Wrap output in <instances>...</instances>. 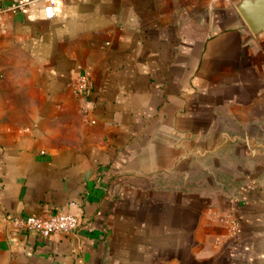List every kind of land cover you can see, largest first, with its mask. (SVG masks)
<instances>
[{
    "label": "crops",
    "instance_id": "0c3cea01",
    "mask_svg": "<svg viewBox=\"0 0 264 264\" xmlns=\"http://www.w3.org/2000/svg\"><path fill=\"white\" fill-rule=\"evenodd\" d=\"M237 1L0 15V264H264V35ZM56 211L77 230L9 222Z\"/></svg>",
    "mask_w": 264,
    "mask_h": 264
},
{
    "label": "built area",
    "instance_id": "2783aa9c",
    "mask_svg": "<svg viewBox=\"0 0 264 264\" xmlns=\"http://www.w3.org/2000/svg\"><path fill=\"white\" fill-rule=\"evenodd\" d=\"M33 2L34 0H10L8 3L3 4L0 0V15L6 13H24L26 8ZM43 2L45 19H52L55 0H43ZM90 87L91 82L85 76L81 77L73 87L74 94L81 102L82 112L88 110L89 101L87 95ZM71 205L75 206L74 203ZM221 221L226 222L230 230L236 228V221L234 219L227 218L221 219ZM9 222L19 231L34 233L42 239H47L53 234L73 233L79 226L78 216L75 213L65 211H56L42 215H14L10 217Z\"/></svg>",
    "mask_w": 264,
    "mask_h": 264
},
{
    "label": "water",
    "instance_id": "95a60500",
    "mask_svg": "<svg viewBox=\"0 0 264 264\" xmlns=\"http://www.w3.org/2000/svg\"><path fill=\"white\" fill-rule=\"evenodd\" d=\"M235 8L253 36L264 35V0H238Z\"/></svg>",
    "mask_w": 264,
    "mask_h": 264
}]
</instances>
